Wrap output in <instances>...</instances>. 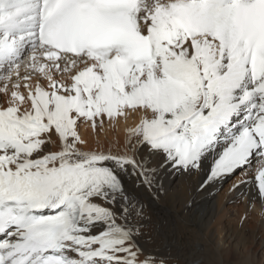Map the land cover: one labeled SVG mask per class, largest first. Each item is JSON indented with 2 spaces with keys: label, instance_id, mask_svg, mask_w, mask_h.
<instances>
[{
  "label": "snow or ice",
  "instance_id": "1",
  "mask_svg": "<svg viewBox=\"0 0 264 264\" xmlns=\"http://www.w3.org/2000/svg\"><path fill=\"white\" fill-rule=\"evenodd\" d=\"M181 177L264 219V0H0V264H174L146 229Z\"/></svg>",
  "mask_w": 264,
  "mask_h": 264
},
{
  "label": "bare ground",
  "instance_id": "2",
  "mask_svg": "<svg viewBox=\"0 0 264 264\" xmlns=\"http://www.w3.org/2000/svg\"><path fill=\"white\" fill-rule=\"evenodd\" d=\"M134 121L135 116L130 115L126 121L121 119L114 126L106 125L103 132L85 126L80 133L89 141L118 142L123 140L126 126ZM193 185V179L179 178L173 190L153 206L146 231L154 248L170 255L174 264H185L194 256L204 264H218L221 260L229 264L233 255L226 246L234 242H242V247L252 246L264 255V219L255 208L240 228L246 201L235 199L236 194L229 192L228 184L214 195L197 197L189 208L185 205Z\"/></svg>",
  "mask_w": 264,
  "mask_h": 264
},
{
  "label": "rangeland",
  "instance_id": "3",
  "mask_svg": "<svg viewBox=\"0 0 264 264\" xmlns=\"http://www.w3.org/2000/svg\"><path fill=\"white\" fill-rule=\"evenodd\" d=\"M226 185H227V184H225L221 189L225 188ZM263 250H264V248H263Z\"/></svg>",
  "mask_w": 264,
  "mask_h": 264
}]
</instances>
